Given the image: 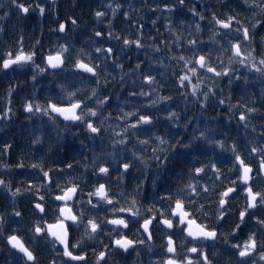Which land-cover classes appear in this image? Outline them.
I'll list each match as a JSON object with an SVG mask.
<instances>
[{"label": "snow or ice", "instance_id": "6c2138e0", "mask_svg": "<svg viewBox=\"0 0 264 264\" xmlns=\"http://www.w3.org/2000/svg\"><path fill=\"white\" fill-rule=\"evenodd\" d=\"M217 2L226 6V0ZM7 3L0 19L8 18L13 8L18 18L33 13L42 20L46 14L54 16L56 26L49 32L56 34L57 41L69 31V24L72 30L79 27L74 16L60 19L56 0L51 5L41 0ZM185 5L186 0H176V4L166 3L163 11L175 14ZM241 5L243 13L230 9L223 16L207 5L204 11L192 5L187 12L194 19H181L180 27L165 16L164 27L171 39L157 42L156 36H149L151 43L146 44L143 23L136 27L140 35L135 39L113 31V20L123 5L109 3L105 7L111 10L112 20L106 36L104 29L94 28L97 39L90 38V51L65 40L45 53L41 29L30 47H25L21 32L15 47L0 55V72L30 70L24 83L30 80L32 90L21 104L27 120L46 117L58 140L68 135L79 139L83 134L102 145L98 151L92 149L90 158L83 156V162H77L78 176L71 174L74 162L67 156L55 167L43 162L26 165L23 157L14 165H3L6 172L29 168L38 173L26 183L0 178L5 193V203L0 205V236L4 237L0 252L12 257L11 264H41V248L51 256L48 264H116L117 256L135 253L139 257L142 251L159 257L150 264H264V0H241ZM4 8L0 0V9ZM151 11H160L159 5ZM106 15L96 10L94 19L101 23ZM123 18L129 20V12L124 11ZM159 19L151 20L157 32ZM204 22L211 25L207 39ZM4 31L0 26V33ZM112 40L122 41L119 51L111 44L104 46ZM133 46L144 51V59L137 57L125 71L121 53L130 61L125 50ZM156 68L171 70L169 80L164 71L153 74ZM117 72L127 95L117 97L119 115L113 116L109 109L114 93L108 89ZM137 74L139 90H128L125 77L136 86L132 77ZM46 75L55 78L59 91L40 103L36 85L38 77ZM255 81L262 85L255 99L241 95L232 103L231 94L223 95L225 87L231 93L239 82L247 88ZM20 87L18 81L9 82L7 107L0 120L12 119V96ZM165 91L168 94H162ZM190 105L198 107L202 117L209 108H222L226 118L197 120L190 114ZM125 106L131 110L125 111ZM233 119L242 134L229 132ZM257 120L261 131L254 141L249 132H256ZM161 123L163 128L157 127ZM29 144L41 145L43 138L33 136ZM14 146L5 141L0 156L9 155ZM208 148L213 155L205 162L201 158ZM178 157L195 163L185 166ZM175 167L181 169L176 187H165L162 177ZM241 197L243 204L234 212V201ZM24 200L28 211L21 207ZM157 235L163 241L159 252L154 250ZM4 264L10 261L5 259Z\"/></svg>", "mask_w": 264, "mask_h": 264}, {"label": "trees", "instance_id": "16d2710c", "mask_svg": "<svg viewBox=\"0 0 264 264\" xmlns=\"http://www.w3.org/2000/svg\"><path fill=\"white\" fill-rule=\"evenodd\" d=\"M3 2L5 4V8L0 9V16H2L3 11L9 7L7 0H3ZM23 2L27 4L31 2V0H23ZM41 3L51 5V0H41ZM109 3L113 4V6H115L116 3L123 5V8L117 11L116 19L113 20V31L122 36H128L131 39H135L138 35H140V33L136 31V27L139 23H143L145 25L143 29V39L146 44L151 43L149 36H156L157 42L165 38L171 39L169 33L164 27L166 23L164 17L171 16V22L173 23L174 27H180L179 21L181 19L187 20L189 22L194 19L191 17V14L187 12V8L191 7L192 5H196L198 11H204V6L207 5L210 11H216L217 14L221 16L227 13L230 9H234L236 12L241 13L244 11L241 5V0H226V6H221L217 0H186L185 8L183 10L178 8L175 14L164 12L163 7L166 3L169 5L176 4V0H75V3L74 0H56L55 11L59 14L60 19L64 20L68 17L74 16L79 21L78 28L72 30V26L69 24V31L66 34H61V38L59 41H57L56 34L49 32V28L56 26L54 23V16H49L46 14L45 18L42 20L38 14L33 13L28 17L18 18L17 12L13 8L8 18L0 19V26L5 28V31L0 33V55H2L5 50L13 49L15 47L14 42L21 32H23L25 37V47H30L33 39L39 37L41 29L44 33L43 43L45 53L47 52L48 47H54L57 42L64 43L65 40H67L69 44H74L77 48L84 47L86 50L90 51V38L97 39L93 37L94 28L96 30L104 29L106 36L108 30V21L112 20L111 10L106 9L105 7ZM157 5H159L160 11L155 13L152 12L151 9L156 8ZM96 10L107 12L106 17L103 18L101 23H97L94 19V12ZM124 11L129 12V20H125L123 18ZM205 15H208V13L205 12ZM157 16L160 17V19L157 20L156 25V27L159 28V32H157L151 24V20L155 19ZM241 18H243V16H241ZM134 22L136 26H133ZM204 23L206 25L204 39H207V27H210L211 25H208L207 22ZM184 34L186 36L187 32ZM30 37L32 39H30ZM109 44L115 46V49L119 51L122 41L117 42L112 40L105 43L104 46L107 47ZM125 51L127 52V55L132 57V59L129 61L125 58L124 53H121L122 62L125 64V71H127L131 65H134L137 62V57L142 60L144 59V51H137L134 46L131 49H127ZM164 63L167 65L169 61L165 59ZM109 70L111 71V69ZM175 70L179 72V68H176ZM159 71H164L165 80H169L171 77V70L156 68V71L153 74H156V72ZM115 75L117 76V79L108 89L114 93L112 102L113 106L111 109H109V111H112L113 116L119 115L116 105L120 104L121 100H118L117 97H121L122 99L123 96L127 95V93L121 88L119 84V73L117 72ZM29 76V69H24L23 71L18 70L17 72L9 71L7 74L0 72V115L3 114V110L7 107L8 97L6 94V89L8 88L9 82L15 83L18 81L21 84V87L18 88L12 96V119L10 121L0 120V150H2V145L5 141L12 142L15 145L10 151L9 155L0 156V178L11 179L13 183L16 184L17 181L21 180L25 181L26 183L28 180H31L37 176L38 173L30 170L29 168H25L23 170L13 168L12 171L6 172L3 165H14L21 157H23L26 165L36 162H43V164L46 166L55 167L67 156L69 157V162H74L75 170L71 174L78 176L80 172V163L77 162H83V156H88L90 158L93 154L92 149L98 151L102 146L101 142L100 140L93 142L90 139H87L83 134L79 139H74L71 135H68L66 140H58L56 139L55 129L51 124L47 123L46 117L43 119L37 117L33 120H27L25 118L26 114L22 112L21 104L26 95L32 90V84L30 80L27 84L24 83L25 80H28ZM157 78L159 79V76ZM132 79H136L137 85L133 86L129 78L125 77V80L128 81L126 87L128 90H132L134 87L136 90H139L138 85L140 80L138 74L133 76ZM38 80L40 83L36 85V88L39 89V91L36 93V96L40 103H44L46 98L53 96L59 91V89L55 85V78L51 75L38 77ZM84 85L87 87L88 82L85 81ZM169 88H171L170 82ZM261 88L262 85L259 83V81L251 83L247 88L243 86L242 82H239V86H233L231 93L229 88L225 87V92L223 95L226 97L227 95L231 94L233 96L232 103H236L241 95L244 96L245 100L255 99L260 95ZM145 90H147V88ZM253 93H255V96L252 95ZM162 94H168V92L165 91ZM133 103H138V101H133ZM227 103L228 101L226 100L225 106ZM190 107L192 108L190 114L195 116L197 120H202L205 118L211 119L213 116L226 118V114L223 112L222 108H216L215 110L209 108L202 117L198 107L194 105H190ZM128 110H131L130 106H125V111ZM153 111L154 114L163 115V113H157L155 110ZM254 123L257 124L256 132H249V137L255 141L258 138V133L261 131V129L259 127L258 120L254 121ZM194 126L195 121L192 127ZM157 127L163 128V123L157 125ZM201 127H203V125H201ZM190 131L191 127L189 128V132ZM229 132L233 136H236L237 132H240L241 134L243 132L242 129L237 128L235 119H233L232 126L229 128ZM33 136H41L43 138V144L30 146L29 142ZM81 141H83V145L86 146H82ZM228 142L231 143L230 140ZM65 149H67V151H65ZM206 151L207 155L201 158L205 162L209 156L213 155L211 148H208ZM216 151H219V149ZM177 159L184 163L185 166H187L189 163H195V160L189 161L188 157H178ZM224 170L225 172L227 171V166H224ZM180 171V167H175L172 171L168 172L164 177H162L161 182L163 185L168 188H175L177 184L176 174L180 173ZM184 180H187L186 176L184 177ZM205 181L211 183V181L207 180V177H205ZM85 191H87V189H85ZM129 191H131V187L129 188ZM149 191H151V189H149ZM150 199L151 196H149V200ZM4 203L5 193L2 189H0V205H3ZM242 204V197L234 201L233 211L235 212L236 208L242 206ZM8 207L10 209L11 205L9 204ZM21 207L28 211V201L24 200L21 204ZM134 232L135 229L133 228L132 231L129 232V235L133 236ZM157 237L159 238L157 239ZM107 242L108 241L105 238V243ZM154 242H157L159 247L163 241L162 238L157 235ZM3 247L4 237L0 236V249ZM38 254L41 259V264H48V261L51 259L48 251L44 248H41ZM127 258L132 260L130 264H150V261L152 260V256H149L143 251L139 257H137L135 253H132L131 255L127 256L126 259ZM5 259H8L11 264L12 257L6 256L4 252H0V264H4ZM124 259L125 258L117 256L115 258L116 264H122Z\"/></svg>", "mask_w": 264, "mask_h": 264}, {"label": "flooded vegetation", "instance_id": "af4514ba", "mask_svg": "<svg viewBox=\"0 0 264 264\" xmlns=\"http://www.w3.org/2000/svg\"><path fill=\"white\" fill-rule=\"evenodd\" d=\"M159 237H157V239H158ZM154 244H155V251L156 252H159L160 251V249H159V247H158V243L157 242H154ZM155 259H158V256H152V260H155Z\"/></svg>", "mask_w": 264, "mask_h": 264}, {"label": "bare ground", "instance_id": "6f19581e", "mask_svg": "<svg viewBox=\"0 0 264 264\" xmlns=\"http://www.w3.org/2000/svg\"><path fill=\"white\" fill-rule=\"evenodd\" d=\"M132 262V260L131 259H124L123 261H122V264H130Z\"/></svg>", "mask_w": 264, "mask_h": 264}]
</instances>
